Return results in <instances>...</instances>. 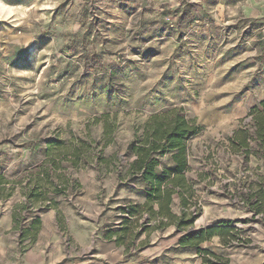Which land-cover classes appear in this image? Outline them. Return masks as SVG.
<instances>
[{"label": "rangeland", "instance_id": "1", "mask_svg": "<svg viewBox=\"0 0 264 264\" xmlns=\"http://www.w3.org/2000/svg\"><path fill=\"white\" fill-rule=\"evenodd\" d=\"M263 100L264 0H0V264H202L181 240L221 221L242 240L197 247L264 264L241 204L264 165L228 141ZM173 107L201 126L180 227L131 214L143 184L124 174L134 132Z\"/></svg>", "mask_w": 264, "mask_h": 264}, {"label": "trees", "instance_id": "2", "mask_svg": "<svg viewBox=\"0 0 264 264\" xmlns=\"http://www.w3.org/2000/svg\"><path fill=\"white\" fill-rule=\"evenodd\" d=\"M260 106L261 109L253 107L250 110L249 121L235 129L228 141L232 150L241 152L247 158L254 156L264 165V100ZM142 127L141 132H134L127 146L131 161L126 165L124 174L130 182L143 184L140 192L144 194L145 201L131 205L128 210L131 214L145 211L150 218H157L162 226L175 224L180 227L186 213L181 211L179 215L175 214L170 204L174 194L178 196L181 207L187 203L185 194L192 196L184 174L189 168L187 141L197 135L201 126L189 121L181 108L173 107L150 115ZM164 157L168 159V164L162 165L161 158ZM241 204L252 215H262L264 218L262 183L241 196ZM240 233L241 230L231 225V221H221L184 235L181 243L194 247L199 253L210 254L211 258H204L202 264H229L228 258L197 246L216 236L223 245L232 246L229 244L231 241L242 240ZM119 239L120 236H117L116 240Z\"/></svg>", "mask_w": 264, "mask_h": 264}, {"label": "crops", "instance_id": "3", "mask_svg": "<svg viewBox=\"0 0 264 264\" xmlns=\"http://www.w3.org/2000/svg\"><path fill=\"white\" fill-rule=\"evenodd\" d=\"M189 146V145H188ZM188 150H189V148H188ZM167 164H168V162H166ZM189 168H190V159H189ZM189 168L184 172V174H185V176H186V178L188 177L187 176V174L186 173H188V170H189ZM189 178H191V177H189ZM193 179V178H192ZM144 201H145V198H144ZM143 201V202H144ZM178 202H179V198H178V196L176 195V194H174L173 195V199H172V202H171V204H170V207H171V209H172V211L174 212V208L172 207L174 204H178ZM245 208V207H244ZM246 209V212H249L248 211V209L247 208H245ZM175 213V212H174ZM177 214V213H176ZM218 237V236H217ZM213 238V237H212ZM115 241H117L116 239H115ZM110 250H103V251H100L98 254L99 255H105V256H107V257H109V254L108 253H110L109 252ZM245 263H247V262H245ZM241 264H243V262H241ZM250 264H256V260L254 259V257L252 256V258H251V260H250Z\"/></svg>", "mask_w": 264, "mask_h": 264}]
</instances>
